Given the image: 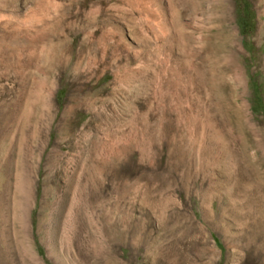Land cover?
<instances>
[{
  "label": "rangeland",
  "instance_id": "rangeland-1",
  "mask_svg": "<svg viewBox=\"0 0 264 264\" xmlns=\"http://www.w3.org/2000/svg\"><path fill=\"white\" fill-rule=\"evenodd\" d=\"M0 264H264V0H0Z\"/></svg>",
  "mask_w": 264,
  "mask_h": 264
}]
</instances>
